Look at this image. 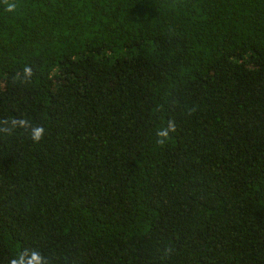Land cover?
I'll return each instance as SVG.
<instances>
[{
	"label": "trees",
	"instance_id": "trees-1",
	"mask_svg": "<svg viewBox=\"0 0 264 264\" xmlns=\"http://www.w3.org/2000/svg\"><path fill=\"white\" fill-rule=\"evenodd\" d=\"M33 253L264 264V0H0V264Z\"/></svg>",
	"mask_w": 264,
	"mask_h": 264
},
{
	"label": "clouds",
	"instance_id": "clouds-1",
	"mask_svg": "<svg viewBox=\"0 0 264 264\" xmlns=\"http://www.w3.org/2000/svg\"><path fill=\"white\" fill-rule=\"evenodd\" d=\"M30 74H31V69L26 68L25 69V75L28 76ZM12 123H13V125H15L17 122L13 121ZM19 123L23 124L24 121H19ZM42 132H43V129L34 128L32 130V139L35 140V141H38L41 138ZM165 134L166 133H164V132L159 133V135H162V136L165 135ZM13 264H16V262L13 261ZM21 264H23L22 260H21ZM28 264H40V257L37 254L33 253L32 257L28 261Z\"/></svg>",
	"mask_w": 264,
	"mask_h": 264
}]
</instances>
